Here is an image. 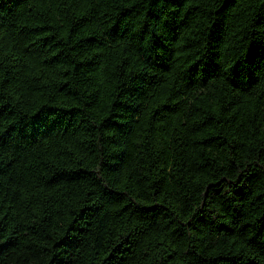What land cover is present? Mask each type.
I'll use <instances>...</instances> for the list:
<instances>
[{"label":"trees","instance_id":"obj_1","mask_svg":"<svg viewBox=\"0 0 264 264\" xmlns=\"http://www.w3.org/2000/svg\"><path fill=\"white\" fill-rule=\"evenodd\" d=\"M0 264H264V0H0Z\"/></svg>","mask_w":264,"mask_h":264}]
</instances>
